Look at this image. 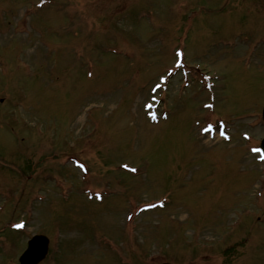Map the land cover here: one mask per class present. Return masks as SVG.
I'll return each instance as SVG.
<instances>
[{
  "label": "rangeland",
  "instance_id": "rangeland-1",
  "mask_svg": "<svg viewBox=\"0 0 264 264\" xmlns=\"http://www.w3.org/2000/svg\"><path fill=\"white\" fill-rule=\"evenodd\" d=\"M32 2L37 0H0V230L11 219L26 222L19 232L4 228L0 234V264H18L35 232L51 233L58 246L51 264H120L112 247L101 243L112 240L118 255L128 257V242L120 245L118 238L129 236L131 225L138 228L130 235L137 248L130 256L144 264H221L222 252L233 264H264L256 256L264 254V200L259 207L254 195L264 164L248 151L264 135L258 124L264 47L255 49L254 65L237 60L238 49L218 50L234 32L249 42L264 39V0H66L65 10L74 16L69 29L85 24L81 34L73 29L67 35L57 30L68 25L67 18L50 15L51 5L29 11ZM192 11L198 15L190 17L184 53L190 65L205 64L188 68L189 79L199 80L205 71L224 77L217 107L233 116L226 117L230 143L210 139L198 127L189 131L188 120H202L203 112L193 113L190 96L197 89H181L184 78L175 72L163 97L169 102L171 89L173 98H185L180 104L190 103L176 106L164 123H150L143 112ZM71 46L83 56L72 60ZM54 152L86 160L94 171L89 184L113 194L102 203L88 199L94 189L81 181L85 175ZM120 162L137 172L112 170ZM164 196L171 199L164 212L136 213L139 205ZM254 210H262L259 219ZM250 232L260 240L249 249V242L235 239ZM139 237L147 249L137 244ZM229 245L233 249L221 251Z\"/></svg>",
  "mask_w": 264,
  "mask_h": 264
},
{
  "label": "water",
  "instance_id": "water-1",
  "mask_svg": "<svg viewBox=\"0 0 264 264\" xmlns=\"http://www.w3.org/2000/svg\"><path fill=\"white\" fill-rule=\"evenodd\" d=\"M48 239L44 235H35L28 241V248L21 256L22 264H33L44 257L47 250Z\"/></svg>",
  "mask_w": 264,
  "mask_h": 264
},
{
  "label": "snow or ice",
  "instance_id": "snow-or-ice-1",
  "mask_svg": "<svg viewBox=\"0 0 264 264\" xmlns=\"http://www.w3.org/2000/svg\"><path fill=\"white\" fill-rule=\"evenodd\" d=\"M41 2H43V0H41ZM253 151H258V150L257 149H253ZM262 158H264V157H262ZM133 171H135V169H133Z\"/></svg>",
  "mask_w": 264,
  "mask_h": 264
}]
</instances>
